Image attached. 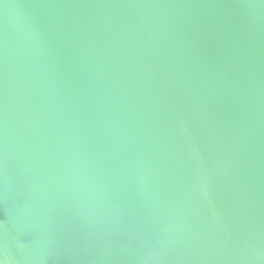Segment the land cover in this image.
I'll use <instances>...</instances> for the list:
<instances>
[{
  "label": "water",
  "instance_id": "95a60500",
  "mask_svg": "<svg viewBox=\"0 0 264 264\" xmlns=\"http://www.w3.org/2000/svg\"><path fill=\"white\" fill-rule=\"evenodd\" d=\"M0 264H264V0H0Z\"/></svg>",
  "mask_w": 264,
  "mask_h": 264
}]
</instances>
